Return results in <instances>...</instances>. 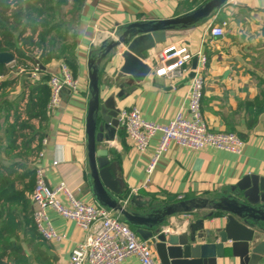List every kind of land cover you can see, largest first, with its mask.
Wrapping results in <instances>:
<instances>
[{"label":"crops","instance_id":"crops-1","mask_svg":"<svg viewBox=\"0 0 264 264\" xmlns=\"http://www.w3.org/2000/svg\"><path fill=\"white\" fill-rule=\"evenodd\" d=\"M206 1L164 0L154 4L147 0H85L79 18L75 22L72 20V33L75 31L77 37L75 73L70 68L74 77L79 78V87L76 92L65 89L59 107L47 111L45 120L40 118V125L33 134L41 139L46 138L47 144L40 145V148H45V155L37 162L32 159L33 153L16 157V153L22 151L19 143V148L11 152L7 124H13L17 117L21 122L16 110L19 112L24 97L21 103L19 101L27 91L31 95L32 88L42 79L35 82L29 75H18L12 70L0 79L2 104L14 102L13 108L19 104L17 109H11L9 115L4 110L0 115V169L8 174L13 168L14 172L21 174L26 173L27 169L35 171L37 165L48 164L46 180L49 187L65 182L78 199L100 205L90 185L87 149L91 55L99 53L104 41L117 38L129 25L179 17L194 11ZM223 23L225 34L222 37L213 36L211 28ZM166 35V41L149 52L147 63L152 68L151 72L134 92L117 100L118 108L137 107L146 120L159 124L169 123L179 109L189 117L190 79L174 80L154 74V68L161 65L156 55L162 48L172 42L185 43L193 53L201 51L207 58L202 113L210 130L236 133L246 144L239 154L212 147L193 150L173 144L160 156L150 174L148 165L161 134L157 133L151 139L148 150L141 153L136 150L126 131L117 129L115 138L100 146L109 150L110 161L117 165L116 179L121 194L109 193L121 200L127 209L141 213L165 206L170 201L194 198L217 201L221 196L231 195L232 188L248 175L264 178V0H227L205 21L167 31ZM124 50L125 47H121L100 66L102 100L119 91L114 86L107 90L103 80L107 76L114 78L117 75L123 63ZM195 57L198 58L197 55ZM193 59L189 63L190 71ZM61 63L54 59L43 67L49 73H58ZM11 64L7 65L10 69ZM254 119L256 122L251 126ZM53 161H58V164L52 166ZM24 181H29L28 176ZM16 185L18 189L23 187V183L18 181ZM27 195L34 210L32 193ZM17 212L13 224L4 231L6 240H0V264H66L77 245L87 238L88 232L75 221L49 208L47 214L50 222L64 237L59 241H47L37 229L26 224V212ZM209 212V209H201L172 215L164 228L169 233H182L191 222ZM115 215L124 221L119 213L115 212ZM216 216L212 226H223L226 215L217 212ZM151 245L160 263L157 251ZM225 249L226 257L218 258L217 264H239V258H229V243ZM122 264L142 263L132 255ZM258 264H264V254Z\"/></svg>","mask_w":264,"mask_h":264},{"label":"water","instance_id":"water-1","mask_svg":"<svg viewBox=\"0 0 264 264\" xmlns=\"http://www.w3.org/2000/svg\"><path fill=\"white\" fill-rule=\"evenodd\" d=\"M226 2L207 0L194 11L179 17L129 25L117 38L104 41L99 53L89 59L91 98L86 131L92 191L101 206L119 213L124 222L135 227L143 240L154 245L160 264H217L218 258L226 257L227 243L231 249L229 258H239V264H258L264 254L263 177L255 174L244 177L232 188L231 195L221 196L217 201L205 198L170 201L165 206L141 213L127 209L121 200L109 193L121 194L116 179L117 165L110 161L109 150L100 147L115 138L117 129H123L118 117L120 109L117 100L134 92L149 75V52L166 41L167 31L203 22ZM121 47H125L122 66L114 78L107 76L103 80L107 90L114 86L119 91L102 100L100 66ZM197 60V57L193 59L192 71L185 80L194 76ZM14 61L13 52L0 50V64L9 65ZM133 203L134 200L131 201ZM201 209H209L210 212L191 222L182 233L165 230L164 226L172 215ZM217 212L226 215L221 227L212 226Z\"/></svg>","mask_w":264,"mask_h":264},{"label":"built area","instance_id":"built-area-1","mask_svg":"<svg viewBox=\"0 0 264 264\" xmlns=\"http://www.w3.org/2000/svg\"><path fill=\"white\" fill-rule=\"evenodd\" d=\"M147 1L157 4L164 0ZM14 9H16V1L10 0V15ZM211 34L215 37H222L225 34V23L213 26ZM25 35L33 34L30 29H27ZM33 37L37 40V34ZM26 49L31 59L26 65H17L14 71L18 75H29L35 82L40 81L45 75L49 76L47 82L50 87V99L47 111L51 112L59 107L65 89H70L72 92L78 90L79 78L74 77L71 68L63 62L60 64L58 73H49L39 60V48L31 46ZM196 55L198 64L194 69V76L189 80V117L185 116L184 110L179 109L169 123L159 124L146 120L137 107L120 109L118 116L120 124L139 152H146L151 139L157 133L161 134L148 165L150 174L160 156L173 144L193 150L212 147L237 154L242 152L246 144V141L236 133L210 130L204 119L202 98L207 58L201 51L195 54L185 43H169L156 55L161 65L154 68V74L157 77H168L174 80L185 78L191 72L189 63ZM3 77L0 75V79ZM29 100L30 94L27 91L18 114L21 121H28L31 125H35V129H38L40 118L32 120L27 114ZM22 133L34 137L31 141V147L34 150L32 159L36 162L42 159L45 155V148H40V145H46L47 139L34 135L31 128L23 130ZM18 143L22 145V137L19 138ZM57 164L58 161H53L51 165L56 166ZM48 167L49 165L45 164L37 165L35 168L36 181L32 193V201L35 205L33 221L39 234L47 241H59L64 237L54 229L50 222L47 214L49 208L54 209L66 219L75 221L80 228L88 232L86 240L77 245L66 264H122L132 255L137 256L142 264H160L156 260L151 242L141 239L136 230L115 215L111 209L78 199L65 182L49 187L46 180Z\"/></svg>","mask_w":264,"mask_h":264},{"label":"trees","instance_id":"trees-1","mask_svg":"<svg viewBox=\"0 0 264 264\" xmlns=\"http://www.w3.org/2000/svg\"><path fill=\"white\" fill-rule=\"evenodd\" d=\"M15 1L16 9L10 15V0H0V50L13 52L18 64L24 59L30 60L31 57L26 48L36 46L40 50L39 60L43 65L56 59L66 63L75 73L77 37L75 31L72 33L73 21L75 22L79 18L85 0ZM27 29H30L33 35L37 34V40L33 35H25ZM9 72V66L0 64V75L6 76ZM48 78V75L43 76L41 82L32 88L27 109L29 119L41 118L45 120L47 118V104L50 99V88L46 83ZM13 104L14 102L3 105L0 99V115L3 110L6 115L7 113L9 115L11 109H17L18 105L13 108ZM255 122L256 119L252 120L251 126ZM7 125L11 152H15L19 148L18 139L22 137V151H18L16 157L22 158L23 155L32 154L31 141L34 137L22 133L32 125L28 121L20 122L19 117L13 124L8 123ZM14 171L15 169L12 168L8 174H5L0 169V219L4 225V227L2 226L3 231L0 227V240H6L4 231L13 224L19 210L21 213H27L24 216L26 224L32 225V229L36 230L31 198L27 195V193H33L36 181L35 171L27 169L26 173L21 174ZM26 176L29 178L27 183L24 181ZM17 181L23 183L22 189L17 188Z\"/></svg>","mask_w":264,"mask_h":264},{"label":"rangeland","instance_id":"rangeland-1","mask_svg":"<svg viewBox=\"0 0 264 264\" xmlns=\"http://www.w3.org/2000/svg\"><path fill=\"white\" fill-rule=\"evenodd\" d=\"M26 51H28V49H26ZM29 52V51H28ZM28 63V60H26V59H24L22 62H20V63H16V61L15 62H12V64L10 65V67H11V69L10 70H12V72H15L14 70L16 69V66L18 65H26ZM10 73V72H9ZM15 74H16V72H15ZM20 75H23V76H25L24 74H20ZM24 97V94L22 95V97H21V99H20V101H19V103H21V100H22V98ZM19 107V104H18V106H17V108ZM16 113H18V111L16 110ZM31 129H32V132L34 133V129H35V125L34 124H32V127H31Z\"/></svg>","mask_w":264,"mask_h":264}]
</instances>
